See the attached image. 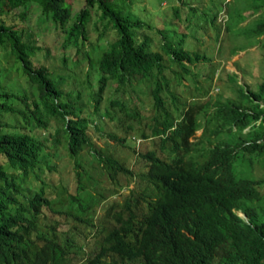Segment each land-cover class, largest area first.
Wrapping results in <instances>:
<instances>
[{"label": "trees", "instance_id": "16d2710c", "mask_svg": "<svg viewBox=\"0 0 264 264\" xmlns=\"http://www.w3.org/2000/svg\"><path fill=\"white\" fill-rule=\"evenodd\" d=\"M160 1L153 5L160 11L157 17L163 26L146 20L140 12L145 4L135 0H85L71 23L68 0H0V46L12 58L8 66H0V255L5 259L0 264H69L70 251L41 232L38 221L43 207H51L53 201L59 204L54 196L61 197L65 205L74 200L54 189L59 179L54 177L57 166L52 156L61 142L73 156L88 146L82 156L88 155L90 163L94 158L107 161L105 168L114 179L119 172L128 171L127 166L97 149L87 128H97L107 118L115 130L153 134L169 124V106L179 108L176 85L187 73L193 74L185 60L201 58L199 51L182 45L186 28L195 14L196 26L204 33L202 29L215 24L217 11L211 13L193 0H181L182 4L171 3L168 13L159 9ZM34 4L42 14L50 13L65 31L63 52L58 55L60 70L49 68L47 49L38 54L43 48L36 43L35 32L17 27L16 19L25 20ZM182 5L187 7L185 13ZM221 8L228 22L237 23L250 41L259 43L264 62V0H227ZM92 11L96 12L98 41H89L88 48L85 41ZM220 28L216 26L215 37ZM149 30L161 39L158 50L151 46L155 37L149 36ZM199 35L189 34L197 39ZM70 45L75 50L69 62L65 48ZM11 71L15 74L9 78ZM260 77L255 87H245L231 77L226 92L188 107L191 112L202 111L215 122V128L236 135L239 152L231 153L236 158L264 156V65ZM191 84L198 86L193 80ZM131 103L138 106L131 111L138 119L123 126L116 119L117 112ZM95 117L99 122L93 124ZM192 117L187 116L189 127L196 124ZM109 136L119 138L116 131ZM149 173H138L145 187L133 190L114 213L116 228L105 247L79 264H264L263 197L259 198L261 208L249 213L255 221L247 223L224 204L225 198L219 204L204 200L202 188L209 187L210 181L200 183L201 189L190 190V182L182 179L175 190L166 178L156 183ZM32 180L37 183L29 191ZM216 188L219 194L224 190L221 183ZM83 195L77 188L74 202L80 200L78 208ZM243 201V206L249 205L250 198L244 195ZM38 236L43 239L39 245L35 244Z\"/></svg>", "mask_w": 264, "mask_h": 264}, {"label": "clouds", "instance_id": "9594fccd", "mask_svg": "<svg viewBox=\"0 0 264 264\" xmlns=\"http://www.w3.org/2000/svg\"><path fill=\"white\" fill-rule=\"evenodd\" d=\"M220 13H223L228 18L225 11H220ZM217 24L215 25L221 27V23ZM228 25H230L231 29V22L227 21L223 28H220L217 37H215L216 26L214 27L213 35L215 42L219 41V37L224 29L228 30ZM198 31L200 33L198 35L202 36L203 33L200 30ZM235 33L242 34L243 32L238 28V30H235ZM186 36H189L188 32H185L182 45ZM244 36L247 37L245 34ZM254 42L256 41H250L249 45H253ZM183 46L193 51H199L201 58L199 60L193 59L194 61L191 62L185 60L190 65L193 74L187 73L181 78V88L178 87L180 84L176 85V88L181 90L178 91L175 89L178 95L179 108H175L174 105L169 106L171 120L164 130L153 134L128 133L123 128L115 130L113 125L110 124V121V125L107 126L105 125V123L107 124L106 121L103 123L98 121V123L96 117L94 119L93 124L95 122L98 123L97 128L92 126L94 132L96 130L100 131L103 136L112 141L111 145H117V143L118 145L126 144L132 148V152L135 155L134 163H138L137 168H132L124 160L118 158L111 151L110 147L105 148L104 144L98 147L94 142L93 136L91 138L96 148L102 149L104 153L108 152L114 158L122 161L127 166L128 171L119 172L112 179L110 170L105 168L107 161L98 162L94 158L88 165L83 163L82 155L88 151V148H86L88 146L83 147V150L78 155L73 156L69 153L64 143L61 142L59 145L66 149V153L73 159L70 168L62 173V170L57 165V161L53 160L55 150L52 156V162L57 166V175L54 177L58 176L57 179H59L56 188H54L55 191L58 194L61 193L60 195L62 197L64 196L66 199L72 201V199L75 200L74 195L76 189H82L84 192V201L81 200V206L78 208L79 199L77 202L73 200V203L65 205L60 202L61 197L54 196L59 199V204L52 200L54 203L51 207H43L38 221L41 223V232L48 234L52 237V240L57 239L61 245L70 251V255L66 258L69 264H79L82 260L88 258V254L91 252L105 247L104 243L106 244L109 241L110 235L114 232V228H116V217L114 213L120 210L121 206L125 204V200L133 195V190L136 191L138 187H145L144 180L140 178L139 172H150L151 178L156 183L164 182L163 179L166 178L167 181L165 182L171 183L175 190H178L182 179L190 182V190L201 189L200 183L205 180L204 182L209 184L210 181L211 184H209V187L202 188L205 201L211 204H219V200L225 198L226 203L224 204L226 205L228 203V207L237 217L247 223H253L255 221V219H251L249 213L253 209L261 208L259 198H264V174L260 172L263 164L261 159L264 156H238L236 158L237 155L231 154L235 153L236 150L239 152L238 140L234 141L236 135L229 136L224 130L215 128V122L208 120L209 117H205L202 111L196 110V113L194 110L192 112L188 111L189 105L203 102L207 98L201 101L196 98L190 100L181 99L182 97L184 98L181 92L185 91L184 88L188 90L191 87L192 80L197 84L196 76H201L203 72L206 75L208 70L210 72L213 57L207 51L204 53L199 49H192L191 45L189 47L186 45ZM220 49L221 45H218V53L221 52ZM237 49L242 50V48H233L231 52L235 54L240 53ZM201 61H208L210 64L209 69L200 70L194 68ZM213 66H216V63ZM209 72L207 77L209 76ZM236 75L237 73L235 72L228 74L229 84L231 83L230 78H235ZM185 77L189 79L187 83H183ZM209 84L210 81L207 85L209 86ZM243 86L245 85L243 84ZM192 87L200 89L199 86L192 85ZM227 90L219 87L215 92L214 98L219 93H224ZM214 98L211 99L213 100ZM263 102L261 101L262 105H264ZM135 107L138 106L131 103L123 111L119 110L116 119L119 117L123 126L134 123L138 119V116L131 114V111H137ZM191 115L193 116L192 119L196 121L194 122V124L196 123L194 127H189V118H191ZM88 129L89 127L87 131ZM198 130L200 132L197 135L196 132ZM113 131H116V135L119 138L114 139L109 136V133ZM88 132L93 135V132ZM98 136L100 137L99 134ZM232 147L234 149L230 150ZM143 152L145 156L141 157L140 153ZM231 155L236 160L235 158L232 159L230 157ZM94 173H98L99 175H95ZM103 176L109 181V185L102 183ZM36 183V181L33 183L29 191L33 189ZM218 183L224 186L221 194H219L216 188ZM165 188H167V185ZM244 195L250 198L249 205L243 206ZM229 198H231L230 202ZM235 199L240 200L235 201ZM232 200L233 202H231ZM143 201L145 204H148L145 200ZM262 219L256 220L260 221ZM40 242H43L41 236L36 237L35 244L39 245ZM3 260L5 259L0 255V262Z\"/></svg>", "mask_w": 264, "mask_h": 264}, {"label": "rangeland", "instance_id": "374dc122", "mask_svg": "<svg viewBox=\"0 0 264 264\" xmlns=\"http://www.w3.org/2000/svg\"><path fill=\"white\" fill-rule=\"evenodd\" d=\"M71 3L72 11L69 23H71L74 19L76 14L79 12L80 8L85 4V0H68ZM137 3L145 4L146 9L141 10L143 16H145V19L148 21H152L155 25H162L163 26V20H161L158 16L160 11L157 12L156 6L153 4L155 1L158 0H135ZM194 5H203L207 9L211 11V13L217 11V18L215 20V24L221 23V29L223 26L227 23L229 18H227L223 13H220V11H225L224 9H221L223 7V3L227 0H193ZM232 2V0H230ZM235 3V0H233ZM171 3H177L182 4L181 0H161L159 2V9L161 11L165 12L168 10V13H170V4ZM156 4V3H155ZM140 5V4H139ZM182 12H186V5H182ZM29 12L25 18V20H19L17 21V27L23 26L28 27L27 30H31L35 32V40L36 43L41 45L43 49L39 50L38 54L42 53V50L47 49L48 50V56L45 59L49 65V68H54L60 70L62 65L59 62L58 55L62 54L63 48H62V40L65 36V31H62L59 25H56L55 22L52 20L50 13L49 14H42L40 7L37 4L32 5L29 7ZM155 10V11H154ZM255 14L247 16L246 19L239 22V24H243L247 22L250 18H252ZM94 17H96V12L92 11V20L89 23V29H88V39L85 41V45H87L88 48H90V44H88L89 41L96 42L98 41L97 37V29H94ZM161 18H165V16H160ZM171 17L166 16V19L169 20ZM197 16L194 14L193 19L191 20V24L186 28L187 32L192 35H198V27L196 26ZM175 22L179 23L178 19L171 18ZM71 21V22H70ZM182 25V23H180ZM213 25V27H207L204 30V33L202 36H199V38H194L191 36H186L185 41L183 42V45H186L189 47L191 45L192 49L200 50L201 52H208L212 54V68L210 69L209 76L208 72L205 75L204 72L201 74V76H196L197 78V85L200 87V89H196L194 87H187V89L184 88V98L181 99H187L190 100L192 98H196L198 100H204L205 98H214L215 92L219 87L221 89H228L229 83H228V74L231 72L237 73L235 76L236 82L240 84H244L245 86L247 84H250V86L255 87L256 82L261 79L260 74L263 71V65L264 62L261 60V57L263 55L262 49L259 47V43L256 41L253 45H249L250 40L249 38L244 36V33L242 34H236L235 30H238L237 23L234 24V22H231V29L230 25H228V30L224 29L222 31L220 37H219V43L214 41V27L216 25ZM219 25V24H217ZM149 36L155 37L154 30L148 31ZM177 35V34H176ZM175 37V36H174ZM176 38V37H175ZM177 39V38H176ZM105 42L104 39L101 40V42ZM160 42L161 39L158 37L153 38L151 46L154 49L160 48ZM221 45L220 53H218L217 46ZM249 45V46H248ZM233 48H242L237 49L240 53H234L231 52ZM94 49V48H93ZM75 47L70 45L69 47L65 48V52L68 53V61L70 62V58H72V55L74 54ZM98 51H94L93 53L96 54ZM242 54V55H241ZM241 55V56H240ZM240 56V57H239ZM164 57H166L164 55ZM11 54L9 51L2 46H0V66H8L11 61ZM165 59V58H164ZM216 63V66H213ZM85 65V64H84ZM261 65V66H260ZM193 66V65H192ZM210 64L208 61H201L198 62L197 65L194 67L196 69H209ZM83 71V70H82ZM81 73V71H80ZM15 72H9V78L13 76ZM260 77V78H259ZM209 78V79H208ZM210 81L209 86L207 85V81ZM199 80V82H198ZM189 79L185 77L183 79V83H187ZM215 84V85H214ZM182 84H180L178 87L181 88ZM178 91H181L180 89L176 88ZM113 91V90H112ZM179 93V94H181ZM222 94V93H221ZM238 94V93H237ZM132 98L135 99V95ZM237 96V95H236ZM264 104V102H263ZM92 106L89 105V109H91ZM107 126H109V121L106 118ZM247 128V127H246ZM246 128L244 130H246ZM88 131L93 132V139L95 144L98 147H101L103 144L105 145V148L110 147L111 151L116 154L118 158L121 160H124L126 163H128L132 168L138 166V163L135 162V155L132 152V148L127 146L126 144H119L117 145H111L112 141L108 140L103 134H101L100 131L96 130L94 132L93 127H89ZM200 130L196 132L198 135ZM100 135V137L98 136ZM58 149L56 150L54 154L53 160L57 161V165L61 172L64 173L67 171L68 168H70V165L73 162V159L66 153V149H64L62 146H58ZM89 158L87 156H82V161L85 165L90 164L88 162ZM261 162L264 164V157L261 159ZM95 163V161H93ZM262 164L261 167V173L264 174V166ZM95 175H99L98 173H94ZM34 182V181H33ZM102 183L104 185H109V181L106 179L105 176L102 178Z\"/></svg>", "mask_w": 264, "mask_h": 264}]
</instances>
